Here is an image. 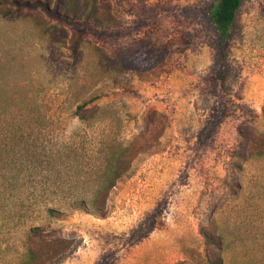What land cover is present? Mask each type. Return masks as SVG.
<instances>
[{
	"label": "rangeland",
	"instance_id": "rangeland-1",
	"mask_svg": "<svg viewBox=\"0 0 264 264\" xmlns=\"http://www.w3.org/2000/svg\"><path fill=\"white\" fill-rule=\"evenodd\" d=\"M217 1L0 0V101L26 120L0 178V264L32 230L69 242L59 264H264V0L225 41ZM130 142L104 217L78 209Z\"/></svg>",
	"mask_w": 264,
	"mask_h": 264
},
{
	"label": "trees",
	"instance_id": "trees-1",
	"mask_svg": "<svg viewBox=\"0 0 264 264\" xmlns=\"http://www.w3.org/2000/svg\"><path fill=\"white\" fill-rule=\"evenodd\" d=\"M87 9L89 12L95 13V7L93 3L89 0H86ZM243 0H218L217 3L213 6L211 11V19L217 33V36L221 41H225L235 25L238 12L242 6ZM17 5V1H14ZM59 4H63V0H58ZM29 5V3H24ZM38 6L42 3L35 2ZM45 9L49 12L53 11L48 8L46 4H42ZM65 13V12H64ZM54 16L57 18L63 17L68 19V13H61L57 8L54 9ZM63 14V15H62ZM6 15V14H5ZM76 18L75 16H71ZM88 19L92 18V21L98 24V18L93 16L90 13L87 16ZM85 103L76 107L74 111V116L78 118L81 122H87L92 117H95L99 111L98 106H93L92 108L86 109ZM7 105L6 101H0V178H3L4 186L7 182L6 175L4 174L6 170L11 166V161L15 157V151L22 139L24 138L22 130L19 129V126L22 125L24 115L22 112L6 111ZM133 142H130L124 152L120 156L111 155L105 156L101 161V173L99 176L101 181L99 189L95 191L92 196L88 199L80 197L76 204L78 209L90 210L98 213L101 217H104V209L106 206V201L110 190L115 186V184L128 172L129 166L132 160H124L122 157L126 155L128 147L132 145ZM147 150V149H146ZM145 150V151H146ZM35 231H30L26 233L22 242L23 253L20 257L18 264H59L62 262L69 252V242L64 239H54L49 242H35L31 238V233ZM215 261L219 262L217 257Z\"/></svg>",
	"mask_w": 264,
	"mask_h": 264
}]
</instances>
